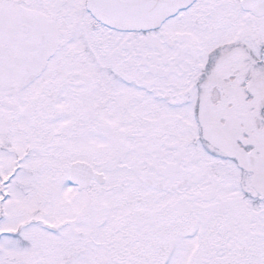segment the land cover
<instances>
[{
  "label": "snow or ice",
  "instance_id": "snow-or-ice-1",
  "mask_svg": "<svg viewBox=\"0 0 264 264\" xmlns=\"http://www.w3.org/2000/svg\"><path fill=\"white\" fill-rule=\"evenodd\" d=\"M0 264H264V0H0Z\"/></svg>",
  "mask_w": 264,
  "mask_h": 264
}]
</instances>
